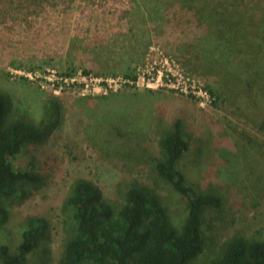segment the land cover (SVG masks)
I'll return each instance as SVG.
<instances>
[{"label":"rangeland","instance_id":"1","mask_svg":"<svg viewBox=\"0 0 264 264\" xmlns=\"http://www.w3.org/2000/svg\"><path fill=\"white\" fill-rule=\"evenodd\" d=\"M159 1L0 0V90L8 95L12 112L34 113L39 120V109L49 103L60 115L45 143L28 147L15 161L20 168L35 157L42 161L36 169L42 184L25 182L6 203L1 240L13 251L27 220L48 223L26 264H59L73 224L63 203L78 179L93 182L111 202L129 183L150 186L168 203L174 224L183 225L186 201L160 183L152 169V159L161 154L157 126L174 122L177 114L190 119L194 140H205L199 149L192 142L193 154L182 162L188 163L186 174L202 190L228 192L223 211L205 214L204 247L192 264H212L222 244L237 234L264 240V134L247 122L238 101L242 71L220 65L234 56L218 50V43L199 48L203 30L194 20L176 19L179 10L161 20L162 27L158 17L150 20ZM197 2L217 9L216 25L240 26L239 34L264 56V0ZM186 51L190 55L184 58ZM204 54L220 66L202 70ZM84 75L86 81L80 79ZM69 76L75 77L71 86L61 81ZM208 84L218 86L216 94ZM122 122L134 123L135 133L118 140L111 129ZM204 150L208 156L195 167Z\"/></svg>","mask_w":264,"mask_h":264},{"label":"trees","instance_id":"2","mask_svg":"<svg viewBox=\"0 0 264 264\" xmlns=\"http://www.w3.org/2000/svg\"><path fill=\"white\" fill-rule=\"evenodd\" d=\"M162 1L155 2L154 11L148 16L150 20L158 17L159 22L156 24L162 27L161 20L165 22L173 18L176 10H179L180 16L176 19L181 22L194 20L196 28L203 30L202 38L197 40L199 48L207 42L218 43V50L234 56L231 60L225 59L220 65L231 69L237 67V70L242 71L240 76L237 75L240 87L236 90L241 96L238 101L244 106L247 122L264 134V56H261L260 50V55H257L254 44L243 38V32L239 34L240 30L243 31L240 26H223L224 23L216 25L217 9L212 10L209 2ZM189 55L190 52L186 51L182 57L187 58ZM235 58L238 61L233 65ZM217 62L204 54L202 70L213 71ZM208 87L211 94H216V84H208ZM11 107L8 95L0 90V264H26L29 255L36 251L45 238L48 223L38 217L27 220V227L13 251L9 244L1 240L3 226L8 222L6 203L10 201V194L25 182L42 184V176L36 170L42 166V161L35 157V162L25 168H20L15 161L28 147L45 143L56 130L60 115L58 108L49 103L42 104L39 109V120L34 113H15ZM176 118L172 123L162 121L157 126L160 130L161 154L152 159V169L160 183L186 201L187 212L183 225L178 228L174 224L168 203L150 186L129 183L111 202L93 182L78 179L70 186L69 195L63 203L73 224L70 235L63 243L59 264H192L199 256L204 247V216L209 210L223 211L228 192L225 189H219V192L202 190L186 174L183 167H188V163L183 165L182 162L193 154L192 142L199 149L205 140L193 139L188 117L177 114ZM133 124L122 122L113 125L111 132L115 139L133 136ZM249 143L255 142L250 140ZM241 154L247 165H250L251 161L242 150ZM207 156L208 152L204 150L199 161L194 163L195 167ZM248 182L253 184L251 179ZM219 221V218L213 220ZM212 264H264V240L237 234L222 244L220 254L213 259Z\"/></svg>","mask_w":264,"mask_h":264},{"label":"built area","instance_id":"3","mask_svg":"<svg viewBox=\"0 0 264 264\" xmlns=\"http://www.w3.org/2000/svg\"><path fill=\"white\" fill-rule=\"evenodd\" d=\"M81 74V73H80ZM64 80H61V81H63L62 83H65L67 86H71V84L74 82V80H75V77H72V76H69L68 78H63ZM80 79L82 80V81H86L87 80V78L85 77V75L84 76H82V77H80ZM94 79V81L97 83H99V82H101L102 81V78H93ZM107 83H109V81H106ZM64 84V85H65Z\"/></svg>","mask_w":264,"mask_h":264}]
</instances>
